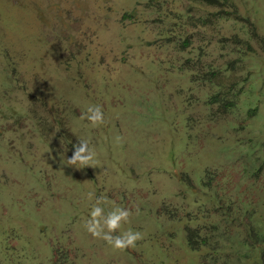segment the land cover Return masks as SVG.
I'll use <instances>...</instances> for the list:
<instances>
[{"label":"rangeland","instance_id":"obj_1","mask_svg":"<svg viewBox=\"0 0 264 264\" xmlns=\"http://www.w3.org/2000/svg\"><path fill=\"white\" fill-rule=\"evenodd\" d=\"M0 264H264V0H0Z\"/></svg>","mask_w":264,"mask_h":264},{"label":"clouds","instance_id":"obj_2","mask_svg":"<svg viewBox=\"0 0 264 264\" xmlns=\"http://www.w3.org/2000/svg\"><path fill=\"white\" fill-rule=\"evenodd\" d=\"M89 115L87 119L91 121L93 126H97L100 123H103V112L100 106H90L88 108ZM73 155L68 158V165L73 166L79 165L83 166V169L86 166H89L93 161L94 153L89 148V145L86 141H81L78 145L73 147ZM102 208L95 207L91 212L92 220L89 222L88 231L91 232L94 236H100L102 234L103 228L100 224L99 217L102 215ZM129 216V212L125 209H119L115 212H112L108 215L106 219V226L108 228L107 233H103V239L107 240L113 247L116 248H125L129 246H134L136 240L140 239V234L138 232H128L123 236L113 237L111 233L120 227L121 221H126Z\"/></svg>","mask_w":264,"mask_h":264},{"label":"trees","instance_id":"obj_3","mask_svg":"<svg viewBox=\"0 0 264 264\" xmlns=\"http://www.w3.org/2000/svg\"><path fill=\"white\" fill-rule=\"evenodd\" d=\"M188 239H189V241H188V242H189V244H190V245H193V244L191 243V242H192V240H191V235H190V233L188 234Z\"/></svg>","mask_w":264,"mask_h":264}]
</instances>
